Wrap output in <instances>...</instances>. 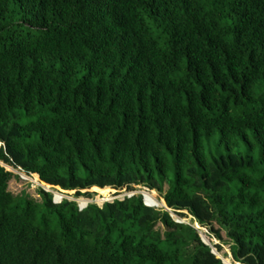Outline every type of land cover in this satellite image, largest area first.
I'll return each mask as SVG.
<instances>
[{
    "label": "trees",
    "instance_id": "1",
    "mask_svg": "<svg viewBox=\"0 0 264 264\" xmlns=\"http://www.w3.org/2000/svg\"><path fill=\"white\" fill-rule=\"evenodd\" d=\"M194 223L264 264V0H0V264H227Z\"/></svg>",
    "mask_w": 264,
    "mask_h": 264
},
{
    "label": "rangeland",
    "instance_id": "2",
    "mask_svg": "<svg viewBox=\"0 0 264 264\" xmlns=\"http://www.w3.org/2000/svg\"><path fill=\"white\" fill-rule=\"evenodd\" d=\"M7 170L11 171L15 176L11 178V180L8 183V190L12 192L13 194H20L22 191L26 192L30 196L36 198L39 200L38 196V188L40 186H44L45 189L49 188L48 185L43 184L42 182L38 183L40 186H38L34 181H37L34 177L29 176L24 178L21 176V174H24L23 172L20 171L18 168H13L11 166H8L6 164L1 163ZM21 173V174H20ZM54 192H57L59 194H63L66 199L72 200L77 202V205L79 208L85 207L87 204L90 203H95L99 206L102 205L103 202L105 201H111L113 199H121L124 196H130L133 194H139L142 196L144 200V195L146 196H151L153 194L154 199L159 202V204L156 205H150L151 207L154 208H163L167 211L170 212L171 216L173 217L174 220L178 222H185V223H190L191 222V216L187 215V217H181L176 215L174 212H172L170 209H168L165 206V203L161 197V195L155 191V190H149L148 188L144 186H134L132 190H127V189H113L110 187L103 188L100 193L98 191H95L93 189H89L88 191L92 193L90 197L86 196H75L73 195V191H66V192H60L53 190ZM148 193V194H147ZM163 202V203H162ZM207 214H206V220L208 223L212 224L214 228L218 229L217 224L215 223L214 220L210 219V210L206 206ZM185 214H187L186 211H183ZM194 227L198 230L200 237L203 239L204 243L211 246L212 250L215 252L216 256L221 258L225 263L227 264H238V263H233L232 258H231V253H230V244L228 242V239L225 236V233L223 231H220L222 240H218L214 235L209 233V227H201L197 223H194ZM203 232V233H202ZM206 236V237H205ZM208 241V242H207ZM219 244L221 246V251H217L215 248V245Z\"/></svg>",
    "mask_w": 264,
    "mask_h": 264
},
{
    "label": "built area",
    "instance_id": "3",
    "mask_svg": "<svg viewBox=\"0 0 264 264\" xmlns=\"http://www.w3.org/2000/svg\"><path fill=\"white\" fill-rule=\"evenodd\" d=\"M18 169H20V168H18ZM20 171L21 172H23L24 174H21V176L22 177H24V178H26V177H28V175L29 176H32V177H34L33 175L34 174H26L24 171H22L21 169H20ZM38 181L39 182H41L40 180H39V177H38V180L37 181H34L38 186H40V184L38 183ZM43 183V182H42ZM44 184V183H43ZM46 185V184H45ZM49 186V185H48ZM41 188H43L45 191H49V192H51L52 193V195H53V201L56 203V202H60L63 198H66L63 194H59V193H57V192H54V191H52V188L49 186V188H47V189H45V187L44 186H40ZM131 196V195H130ZM129 197V196H128ZM143 202H144V204L145 205H147V206H150V204H148L147 202H148V196H146V195H144V200H143ZM81 209V208H80Z\"/></svg>",
    "mask_w": 264,
    "mask_h": 264
},
{
    "label": "bare ground",
    "instance_id": "4",
    "mask_svg": "<svg viewBox=\"0 0 264 264\" xmlns=\"http://www.w3.org/2000/svg\"><path fill=\"white\" fill-rule=\"evenodd\" d=\"M148 194V193H147ZM149 204H152V205H156V204H159V202L157 200L154 199V196L153 194L151 196L148 197V202ZM203 233V232H202ZM206 237V236H205ZM208 242V241H207Z\"/></svg>",
    "mask_w": 264,
    "mask_h": 264
},
{
    "label": "water",
    "instance_id": "5",
    "mask_svg": "<svg viewBox=\"0 0 264 264\" xmlns=\"http://www.w3.org/2000/svg\"><path fill=\"white\" fill-rule=\"evenodd\" d=\"M166 206V205H165ZM201 240L203 241V239L201 238ZM204 242V241H203ZM212 252L215 254V252L212 250ZM219 258V257H218ZM221 259V258H220ZM223 261V260H222ZM224 262V261H223ZM225 263V262H224Z\"/></svg>",
    "mask_w": 264,
    "mask_h": 264
}]
</instances>
